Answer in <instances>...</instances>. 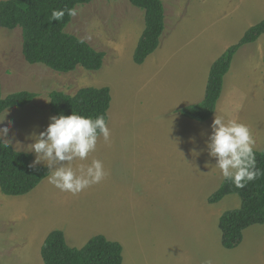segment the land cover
I'll use <instances>...</instances> for the list:
<instances>
[{
	"label": "rangeland",
	"instance_id": "obj_1",
	"mask_svg": "<svg viewBox=\"0 0 264 264\" xmlns=\"http://www.w3.org/2000/svg\"><path fill=\"white\" fill-rule=\"evenodd\" d=\"M6 1V0H0ZM165 32L158 50L138 66L133 56L144 12L128 0L77 6L66 32L105 54L102 69L65 74L30 65L21 29L0 28L2 97L37 94L25 108L6 110L0 128L16 151L31 154V136L44 131L53 91L75 96L84 88L111 90L109 142L101 137L87 160L108 175L77 195L44 180L23 197L0 191V264H44L41 245L54 230L72 248L103 235L123 247V264H264V225L248 228L234 250L221 244V216L241 206L238 196L208 199L225 179L206 147L215 115L246 124L264 148V36L234 56L222 97L206 123L173 115L201 103L212 65L264 20V0H161ZM36 166H46L44 163ZM47 167V166H46ZM43 238V240L41 239Z\"/></svg>",
	"mask_w": 264,
	"mask_h": 264
},
{
	"label": "trees",
	"instance_id": "obj_2",
	"mask_svg": "<svg viewBox=\"0 0 264 264\" xmlns=\"http://www.w3.org/2000/svg\"><path fill=\"white\" fill-rule=\"evenodd\" d=\"M94 0H6L0 2V28L8 31L22 30L24 59L30 65H43L54 72L71 73L77 68L90 72L102 69L105 54L96 51L88 43L66 32L73 16L67 9L85 6ZM143 11L145 28L137 44L133 62L141 66L160 46L165 32V7L161 0H128ZM53 10H65L59 22L51 20ZM264 36V20L250 28L236 45L227 49L212 65L201 103L179 109L173 115L198 123H206L217 109L222 97L225 77L229 73L237 52L245 45L256 43ZM37 94L23 91L2 97L0 84V116L9 109L25 108L33 103ZM50 112L54 116L71 115L73 112L95 118L103 115L108 123L112 96L108 87L84 88L75 96L53 91L49 95ZM256 166L264 170V148L254 150ZM32 155L19 152L0 139V191L9 197H23L33 192L48 178L46 166L30 168ZM238 196L241 206L225 212L219 220L221 244L226 250H234L243 241V233L252 226L264 225V176L237 188L225 180L208 199L216 205L228 196ZM44 264H123V247L103 235L93 237L81 248L68 245L61 230L52 231L41 247Z\"/></svg>",
	"mask_w": 264,
	"mask_h": 264
},
{
	"label": "clouds",
	"instance_id": "obj_3",
	"mask_svg": "<svg viewBox=\"0 0 264 264\" xmlns=\"http://www.w3.org/2000/svg\"><path fill=\"white\" fill-rule=\"evenodd\" d=\"M69 16H76L77 9H67ZM65 10H53L52 21H61ZM9 132L7 126L0 128V139L8 146L10 141L5 137ZM110 141L111 130L103 115L95 118L72 113L60 114L49 118L44 131L33 134L34 141L29 145L35 153V160L30 168L44 163L49 169L48 182L62 192L77 195L92 185L102 182L108 175L104 164L93 159L91 164L73 167L77 160H87L90 153L95 152L100 138ZM255 138L250 128L234 120L225 121L215 115L211 125L206 147L208 154L216 160L214 168H218L225 180L231 181L237 188H244L249 182L264 176V170L256 166ZM204 264H213L211 259Z\"/></svg>",
	"mask_w": 264,
	"mask_h": 264
},
{
	"label": "crops",
	"instance_id": "obj_4",
	"mask_svg": "<svg viewBox=\"0 0 264 264\" xmlns=\"http://www.w3.org/2000/svg\"><path fill=\"white\" fill-rule=\"evenodd\" d=\"M160 44H161V41H160ZM41 239L43 240V238H41ZM43 241H44V240H43ZM115 242H117V241H115ZM86 244H87V243H86ZM86 244H85V245H86ZM41 247H42V245H41ZM80 249H81V248H80ZM40 251H41V250H40Z\"/></svg>",
	"mask_w": 264,
	"mask_h": 264
}]
</instances>
